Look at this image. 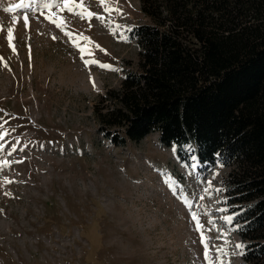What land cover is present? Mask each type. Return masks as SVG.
Segmentation results:
<instances>
[{"label": "rangeland", "instance_id": "374dc122", "mask_svg": "<svg viewBox=\"0 0 264 264\" xmlns=\"http://www.w3.org/2000/svg\"><path fill=\"white\" fill-rule=\"evenodd\" d=\"M147 22L139 0H0V264L242 263L231 168L102 135L94 109L139 70Z\"/></svg>", "mask_w": 264, "mask_h": 264}, {"label": "trees", "instance_id": "16d2710c", "mask_svg": "<svg viewBox=\"0 0 264 264\" xmlns=\"http://www.w3.org/2000/svg\"><path fill=\"white\" fill-rule=\"evenodd\" d=\"M139 1L150 19L128 33L139 70L99 97L102 135L119 146L156 133L200 172L231 168L224 189L241 264H264V0Z\"/></svg>", "mask_w": 264, "mask_h": 264}, {"label": "snow or ice", "instance_id": "6c2138e0", "mask_svg": "<svg viewBox=\"0 0 264 264\" xmlns=\"http://www.w3.org/2000/svg\"><path fill=\"white\" fill-rule=\"evenodd\" d=\"M101 2L103 3V0H101ZM68 5V0H65V6L67 7ZM21 5H16V7H20ZM50 7V5H48ZM6 11H11V9H6ZM89 16L93 15L91 12L88 13ZM25 23L27 24V17H25ZM59 26V25H58ZM12 29L9 28L8 29V33H9V37L11 38V34H12ZM67 34V33H66ZM101 67H108L107 65H101ZM6 134V133H5ZM13 151H15V149H13ZM5 164H7V161L4 162ZM7 182H11V181H7ZM193 219H196L195 214H193ZM237 248H242L243 245H236ZM205 258H208V252H207V245H206V250H205Z\"/></svg>", "mask_w": 264, "mask_h": 264}]
</instances>
